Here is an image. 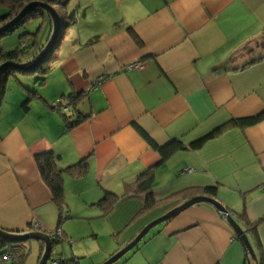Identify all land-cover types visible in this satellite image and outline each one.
Returning a JSON list of instances; mask_svg holds the SVG:
<instances>
[{"label": "crops", "instance_id": "0c3cea01", "mask_svg": "<svg viewBox=\"0 0 264 264\" xmlns=\"http://www.w3.org/2000/svg\"><path fill=\"white\" fill-rule=\"evenodd\" d=\"M69 3L66 15H74L75 25L52 66L61 68L60 75L51 79V72L38 92L23 84L11 114L5 109V89L0 228L14 233L61 230L65 241L71 239L59 221L61 215L73 216L54 203L36 162L38 154L51 151L59 156L60 169L87 163L84 176H64V188L73 186L86 206L98 207L101 211L90 212L105 220L115 239L105 248L87 250L92 259L100 254L96 264L126 247L151 222L199 196L217 199L239 222L243 214L252 223L261 222L264 252V120L246 129L228 128L201 148H190L234 119L264 113V0ZM6 10L0 8V16ZM92 23L97 33L74 42L75 27ZM46 29L47 24L42 44H47ZM135 63L141 68H133ZM29 91L37 96L25 110ZM72 93L83 95L77 108L89 118L68 129L63 114L72 123L81 116L69 104ZM36 99L41 101L32 107ZM137 127L160 146L178 140L187 148L163 161ZM150 169L155 170L156 204L148 207L146 195L128 191V185ZM209 188L216 196L205 192ZM106 191L120 197L107 216L97 206ZM249 238L261 261L256 238ZM38 244L40 257L43 245ZM78 247L72 255L80 259L77 254L86 249ZM10 262L16 264L0 257V264ZM118 264H247V256L226 219L211 205L198 204L157 227Z\"/></svg>", "mask_w": 264, "mask_h": 264}, {"label": "trees", "instance_id": "16d2710c", "mask_svg": "<svg viewBox=\"0 0 264 264\" xmlns=\"http://www.w3.org/2000/svg\"><path fill=\"white\" fill-rule=\"evenodd\" d=\"M69 2L70 0H10V3H8L10 5V6L8 5L10 9H7L5 14L3 16H0V64L6 63V62L10 64V66L7 67L3 71V74L1 77L0 106L3 101V96L5 94V89H6L8 80L10 79L11 76H16V75H13L14 73L19 72L21 74H24V76L26 77L37 76L38 77L36 80L37 84L39 83V85H43L45 83L47 77L51 73V70H50L51 67L48 63L51 60L54 49L61 42V38L63 34L62 31L69 24L68 20L70 21L73 20V22H75V17L74 15L67 16L63 13H59L63 20L62 31L58 37V40L54 48L50 51V53L44 59V61H42V63L37 64V65H33L30 63L34 61L41 54L42 49H44V47L46 46V44L41 43L42 28L36 34L27 33L26 35H24L25 37L21 36V41L27 36L30 37V39L32 40L30 41L31 42L30 46H34L33 43L34 44H36V42L38 43L37 45H35L37 46V48L34 47V51L32 52L26 51L25 48L21 47V44H20V47H17V49L15 50L6 51V49L3 47V41H4L3 39L11 35L12 33H14L15 30L21 27H25V24L36 19L38 15L43 13V15L46 16L47 13L41 10V7H34L33 9L29 10L26 13V15L18 23H16L17 24L16 26L8 27V25L13 19H15L18 15H20V13L25 8H28L33 3H45L51 6L58 5V6L67 8ZM5 5H6L5 0H0V8H4ZM49 20H50V24L52 25L51 19ZM4 29H7V30H4ZM130 30H131V33L134 39L137 41V43L140 46H142L143 42L138 36V34L134 30L132 29ZM102 79L104 80L105 78H102ZM29 94L32 97L28 98L27 101L24 103L23 108L25 110H29V107H30L29 102L32 100L34 96L35 97L37 96V94L33 92H30ZM82 96H83L82 94H76V93H72L68 96V101H69L70 106L75 107L76 113L81 115L77 118V121L72 123L70 122V117L68 115L63 114V118H64L65 123L67 124L68 129L77 127L78 125L83 123L86 118H89L88 116H82L83 114L80 113L77 108L78 104L81 102L83 98ZM263 120H264V113L256 117L234 119L230 121L229 123L223 125L221 128L213 131L211 134L200 139L199 141L191 144L190 148L193 150L201 148L209 140L216 138L228 128L240 127V128L246 129V128L254 127L260 124ZM137 129L142 135V137L148 142V144L162 156L163 161L169 160L177 151L185 150L187 148L178 140L173 141L165 146H160L156 142H154V140L150 138V136L142 128L137 127ZM58 161H59V156H57L54 152H51V151L41 153L36 156V162L38 164L42 179L44 180L45 184L50 189L54 203L62 211L66 205L64 176L66 174H70L76 177L84 176L87 173L88 169H87L86 162H81L78 165L70 166L67 169H60L58 167ZM154 171H155L154 169L145 171L143 174L139 176V178L134 184L128 185V191H130L131 189H135L137 193L146 195V201H147L148 207L156 204V198L152 191L153 184L155 182ZM205 192L211 196H216L215 189L209 188V189H206ZM119 200H120V197L117 194L111 191H106L103 198L100 200L97 206L101 207L104 210L105 215L107 216L114 209V207L117 205ZM232 215L235 216V214L233 213ZM68 218L70 217H63L61 215L59 226L61 227L63 222ZM240 220H241L240 222L244 226V229L248 232V235L253 234V236L256 238L257 248L261 254V261L259 259L258 263H255V264H264L263 245H262V241L259 235V226L261 222H257V223L250 222L246 214L241 215ZM64 241H65L64 238L54 239V242L58 244L63 243ZM7 255L11 256L13 260L16 262V264H24L26 262L27 257L29 256V248L27 247V243L19 242V243H15L9 246L7 242H3L0 240V257L3 259V257ZM55 260H58L59 264H80V259L76 255H72V257L70 258L66 256H62Z\"/></svg>", "mask_w": 264, "mask_h": 264}, {"label": "rangeland", "instance_id": "374dc122", "mask_svg": "<svg viewBox=\"0 0 264 264\" xmlns=\"http://www.w3.org/2000/svg\"><path fill=\"white\" fill-rule=\"evenodd\" d=\"M8 3H10V0H5V4H6L4 6L5 9H10V7H9L10 5ZM15 5H17V4H15ZM52 7L58 13H63L66 15L67 9H65L64 7H61L58 5L57 6L52 5ZM25 10H26V8L20 13V15ZM41 10L44 11L43 8H41ZM83 10H86V9L84 8ZM93 12H95V11H94V8L92 5L90 7V10H89V13L91 16L94 15ZM20 15H18L10 23H12L16 19H18V17H20ZM82 16H83V11L80 14V19H82ZM49 19H50L49 16L47 17V15L45 16V15H43V13L38 15L36 17V19L25 24V27H21V28L15 30L14 33H12L11 35L5 37L3 39L4 40L3 41V47L6 48V50H15V49H17V47H20V44H21V47L25 48L26 51H30V52L34 51V47L37 48V46H35V45H37L38 43L37 42H36V44L33 43L34 46H30V43H31L30 41H32L30 39V37L27 36L26 38L22 39V41H21V36H24L27 33L36 34L40 31L41 28H42V30L44 28H46V24H47V29L45 30L43 36H44L45 40L47 41L48 36L50 34V37H49L47 44H46V46H47L49 43V40L52 36V31H51L52 29L50 30ZM68 21H69V24L62 31L63 34H62L61 42L54 49L51 60L48 63L51 67L50 70H51L52 75H53V76H51V79H53V78L56 79L61 73L60 72L61 68H58V70L54 71V68L52 66L55 64L57 54L60 53L61 48L64 47V41L66 40V34H69L68 30L73 28L75 25L73 20H71V21L68 20ZM48 23H49V28H48ZM16 25L17 24H15L14 26H16ZM95 30H96V23H92V25H86V24H83L82 26L78 25V27H75L76 38L74 39V42L79 41V39H81L83 37V34H85V33L96 34L97 32H95ZM46 46L44 47V49H42V52L45 50ZM6 64H8V62L0 64V68ZM135 64H138V63H135ZM13 75H16V76H11L9 79V83L7 85V92H6L7 96L5 99V109H7V111L10 114H11L10 110H12L14 105L17 104V102H18V98H19L20 94H22V90L24 91V89H23L24 85L23 84H26L25 85L26 88L27 87L32 88L31 90H33L34 92H38L39 87H40L39 83L38 84L36 83V80L38 78L37 76L25 77L24 74H21L19 72H16ZM20 75H22V76H20ZM22 81H24V82L22 83ZM20 101H21V98L19 100V103H20ZM40 101H41L40 99H36L33 102L32 107L38 106V103H40ZM64 109L69 110V107H66ZM74 112H76V111L74 110ZM10 114H6L7 116L5 117V119H7L8 117L12 119V117L9 116ZM63 168L67 169L68 166L63 167ZM65 188H66L65 212L70 213L73 217L66 219L63 222L62 226H63L65 231L69 232L72 240L69 239L67 241H64L63 243H60L58 246H56L54 251H53V254H52V257H51V260L49 261V263L55 259H58L62 256H65V255L69 256V258L72 257V254L74 252L76 254V250L79 249L78 246L81 244L82 248L84 250L85 249L86 250L82 254H77V255H80V262L82 264H96L95 262H97L96 260L99 258L100 254L98 256L95 255L94 258L92 259V256L87 255V254H89L87 250H92V249L96 250V249H99L100 246H102V248H105L108 245H110V243H111V245H112V243H115V239L112 237V235L110 233H107L106 222H104L105 220H103V218H97L96 216H99V215H95V214L93 215V213L90 212V211H101V210L98 207H92L91 208L89 205L86 206L85 202H84V197L81 199L78 196L76 189L73 186L71 187L70 185H67ZM72 242H74L73 246L71 245ZM38 243L39 242H37V241H28L27 242V247L29 248V256L27 257L25 264H39L40 249H39ZM101 260L102 259H98V262H100ZM9 264H13V263L10 262Z\"/></svg>", "mask_w": 264, "mask_h": 264}, {"label": "water", "instance_id": "95a60500", "mask_svg": "<svg viewBox=\"0 0 264 264\" xmlns=\"http://www.w3.org/2000/svg\"><path fill=\"white\" fill-rule=\"evenodd\" d=\"M34 7L43 8L52 21V36L49 40L48 45L46 46L45 50L34 61L30 63L33 65H37L42 63V61H44V59L48 56L50 51L54 48L58 40V37L62 31L63 20L60 14L51 5L45 3H33L28 8H26V10L20 15V17H18V19L10 23L8 27H12L16 23H18L26 15V13L29 10L33 9ZM260 47L264 49V43H262ZM9 66L10 64H6L0 68V84H1V77L3 71ZM198 204H208L214 207L217 210V212L220 213L226 219L228 224L232 227L236 237L244 247L247 256V264H253V262L258 263V257L250 241L248 232L239 223L236 217L232 215L231 211L228 208H226L220 201H218L213 197L199 196L191 199L190 201L184 203L180 207L173 209L166 215L151 222L126 247H124L122 250L114 254L110 259H108L103 264H118L129 253H131L133 250L138 248L139 245L143 242V240L153 230H155L157 227L163 224L168 223L169 221L180 215L182 212ZM0 240L7 243H18V242L27 243L28 241H37L43 244L42 252L39 257V264H49V261L51 260L55 247L59 245L58 243L54 242L53 233H45V232L14 233V232L6 231L1 228H0Z\"/></svg>", "mask_w": 264, "mask_h": 264}, {"label": "built area", "instance_id": "2783aa9c", "mask_svg": "<svg viewBox=\"0 0 264 264\" xmlns=\"http://www.w3.org/2000/svg\"><path fill=\"white\" fill-rule=\"evenodd\" d=\"M132 67H133V68H134V67H135V68H141V63H139V64H134V65H132ZM100 81H103V79L100 80ZM64 111H68V110H65V109H64ZM263 189H264V187H263ZM53 237H54V239H61V238H64V237H63V233H62L61 230H59L58 232L54 233V234H53ZM10 259H12V257L9 256V255L3 257V261H8V260H10ZM49 264H59V261H58V260H54V261H51Z\"/></svg>", "mask_w": 264, "mask_h": 264}]
</instances>
